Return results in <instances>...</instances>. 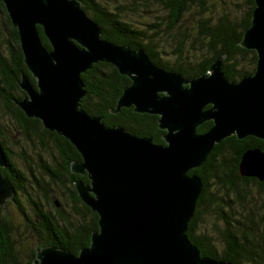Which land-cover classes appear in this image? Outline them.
Here are the masks:
<instances>
[{
    "label": "water",
    "instance_id": "1",
    "mask_svg": "<svg viewBox=\"0 0 264 264\" xmlns=\"http://www.w3.org/2000/svg\"><path fill=\"white\" fill-rule=\"evenodd\" d=\"M251 26L240 45L257 53L251 75L230 81L219 57L203 75L186 79L155 65L143 50L103 38L99 25L77 0H2L17 29L24 62L35 84L22 75L26 96L16 103L28 118L69 140L81 155L71 164L89 182L74 183L80 199L96 212L99 230L79 254L55 246L37 250L33 264H232L202 256L188 226L203 190L192 170L201 168L224 139L264 140V0H254ZM38 26L50 42L41 41ZM99 62L131 79L112 109L134 108L158 116L165 144L106 126L82 107V74ZM209 107V108H207ZM207 121L205 132L198 128ZM7 160L0 146V205L16 190L2 175ZM242 177L264 181V151H245Z\"/></svg>",
    "mask_w": 264,
    "mask_h": 264
},
{
    "label": "trees",
    "instance_id": "2",
    "mask_svg": "<svg viewBox=\"0 0 264 264\" xmlns=\"http://www.w3.org/2000/svg\"><path fill=\"white\" fill-rule=\"evenodd\" d=\"M102 30L104 39L143 49L166 71L193 79L223 59L230 81L251 75L257 53L240 43L251 26L254 0H77ZM42 44L51 49L42 27ZM22 75L33 84L17 29L0 0V146L7 160L2 175L16 190L15 199L0 205V264H33L37 250L55 246L78 255L99 230L98 214L78 196L74 183L89 182L71 171L81 155L69 140L28 118L17 100ZM86 95L83 109L103 118L106 126H121L139 137L164 144L158 116L134 108L112 113L131 79L105 62L82 74ZM212 122L199 127L204 132ZM264 140L231 136L217 144L205 164L192 170L203 180V190L188 226V237L202 256L232 264H264V181L242 177L243 153ZM61 198V199H60ZM14 208V211L11 210Z\"/></svg>",
    "mask_w": 264,
    "mask_h": 264
},
{
    "label": "flooded vegetation",
    "instance_id": "3",
    "mask_svg": "<svg viewBox=\"0 0 264 264\" xmlns=\"http://www.w3.org/2000/svg\"><path fill=\"white\" fill-rule=\"evenodd\" d=\"M207 108H209V107H207ZM209 122H212V121H207V122H205L203 125H205L206 123H209ZM212 125H213V122H212ZM201 126H202V125H201ZM201 126H200V127H201ZM198 129H199V128H198ZM206 131H207V130H206ZM204 132H205V131H204ZM198 133H203V132H199V131H198ZM164 134H165V133H164ZM164 144H165V141H164Z\"/></svg>",
    "mask_w": 264,
    "mask_h": 264
},
{
    "label": "rangeland",
    "instance_id": "4",
    "mask_svg": "<svg viewBox=\"0 0 264 264\" xmlns=\"http://www.w3.org/2000/svg\"><path fill=\"white\" fill-rule=\"evenodd\" d=\"M60 199H61V198H60ZM11 210H12V211H14V208H13V207H11ZM14 213H15V211H14Z\"/></svg>",
    "mask_w": 264,
    "mask_h": 264
},
{
    "label": "bare ground",
    "instance_id": "5",
    "mask_svg": "<svg viewBox=\"0 0 264 264\" xmlns=\"http://www.w3.org/2000/svg\"><path fill=\"white\" fill-rule=\"evenodd\" d=\"M257 64V63H256Z\"/></svg>",
    "mask_w": 264,
    "mask_h": 264
}]
</instances>
